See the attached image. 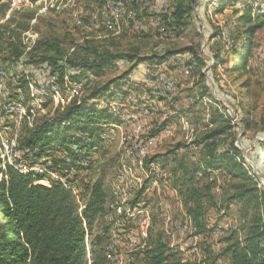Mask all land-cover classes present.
Here are the masks:
<instances>
[{
    "label": "rangeland",
    "instance_id": "1",
    "mask_svg": "<svg viewBox=\"0 0 264 264\" xmlns=\"http://www.w3.org/2000/svg\"><path fill=\"white\" fill-rule=\"evenodd\" d=\"M27 1L21 9L12 8L10 0L0 1V142L16 136L15 163L32 168L42 185L59 182L79 191L83 181H102L111 211L94 228V234L104 236L101 244L94 245V235H88L85 259L92 258L95 248L102 250L106 264L112 255L123 264L138 263L142 249L130 242L142 239L140 230L130 217L115 211L116 202L126 198L129 206L139 205L151 214L147 235L162 230L182 261L196 264H206L204 248L220 252L232 231L242 238V227L255 213L264 219V196H259L264 193V177L250 160L253 142H264L260 134L264 132V0H227L218 11L219 0H196L190 25L178 35L166 30L158 18L170 10L172 0ZM248 11L250 20L242 21ZM43 38L57 40L64 50L57 61L66 71L63 80L50 62L41 60ZM86 39L100 49L128 52L136 47L141 54L161 52L164 46L171 50L191 46L202 64L184 62L196 58L191 52L185 53L183 62L176 58L161 64L142 62L120 87L106 90L103 85L131 63L117 61L100 71L66 64L65 58ZM243 44L247 51L241 65ZM49 79L60 85L57 93L47 88ZM75 96L105 110L113 120L92 124L97 127L96 145L86 148L65 142L62 147L53 142L40 155L28 151L25 141L35 125L52 121ZM22 110L34 115L31 125L24 117L19 119ZM243 118L246 147L241 144L235 158L252 175L258 197L227 200L236 181L221 169L198 173L196 186L213 181L214 204L205 203L207 230L199 233L174 188V159L187 164L198 160L203 145L195 142L203 133L230 124L224 135L237 136L235 127L239 129ZM64 123L73 126L67 135L88 141L87 132L77 128L81 118ZM68 151L78 156L76 162L70 161ZM139 191L142 194L135 197ZM192 235L197 239L190 241ZM211 264L229 260L222 257Z\"/></svg>",
    "mask_w": 264,
    "mask_h": 264
},
{
    "label": "trees",
    "instance_id": "2",
    "mask_svg": "<svg viewBox=\"0 0 264 264\" xmlns=\"http://www.w3.org/2000/svg\"><path fill=\"white\" fill-rule=\"evenodd\" d=\"M195 1L172 0L170 10L166 13L163 11L161 16H158L165 24L166 30L177 35L185 31L190 25L189 17ZM226 1L219 0L216 11ZM249 14L248 11L241 18L242 21H249ZM4 28L8 29V27ZM1 34L0 31V38ZM92 42V39H86L81 45H76L73 54L65 58L66 64L100 71L117 61L131 63L127 71L103 85L106 90L120 87L131 71L142 62L161 64L170 58L182 61L185 53L191 52L196 58H190L191 60H184V62L190 65L202 64V60L195 55L191 46L179 50H171L164 46L165 48L160 47V50H163L161 52L141 54L136 47L128 52L110 51L107 48L100 49L98 46H91ZM8 45L14 44L8 42ZM41 45L44 49L41 60L50 62V65L58 72L60 79L63 80L66 71L62 65L57 63L64 55L60 43L55 39L43 38ZM207 49H210V45ZM246 51L247 45L243 44L239 54L241 65ZM47 52L52 55L47 56ZM215 56V58L218 57L217 54ZM234 100L232 99L231 103ZM75 116L81 118V123L77 124V128L83 133L87 132L86 136L89 138L87 142L79 136L67 135L73 126L72 124L66 125L64 122H68ZM99 121L113 120L105 110H97L93 104H88L86 100L75 96L72 102L65 106L52 121L45 119L36 124L25 144L28 151L37 155L48 149L53 142H57L62 147L66 146L65 142H69L92 148L97 140L95 139L97 127L92 124ZM262 121L264 122V117ZM241 122L239 129L235 127L239 130L236 132L237 136L224 135L230 124L216 126L203 133L195 142L203 145V152L198 160L187 164L182 158L174 159L176 164L171 168L174 188L199 233L207 230L205 203L209 202L211 206L214 204L213 181L202 182L201 185L196 186L195 179L198 173L205 174V172L221 169L229 179L236 181L231 183L232 192L227 195V200L258 197L256 188L252 186V175L243 167L241 160L235 158L239 152V146L242 144L246 147L247 140L243 136L244 118ZM240 132L241 134L238 135ZM260 134L264 135V132ZM251 150H253L250 156L251 163L255 170L264 177V142L262 143L260 139L255 140ZM69 152L67 155L70 156V161L76 162L78 156H73L72 152ZM255 170L254 176L258 177ZM6 175L7 179L0 182V218L2 219L0 222V264H87L85 259L86 235H94L92 241L94 245L101 244V238L104 236L94 234V228L98 221H101L111 211L106 203V190L102 181L99 179L83 181L80 184V190L76 193L59 182H54L50 186L37 183V176L31 173H20L11 165H6ZM142 192H137L135 197L140 196ZM261 195L259 196L263 197L264 193ZM107 228V226L102 228L104 235ZM242 229L244 230L242 238L232 231L225 238L226 244L220 252L215 253L210 248H204L206 258L202 261L211 264L219 258L227 257L229 264H264V219L260 214L255 213ZM140 254L141 257L137 264H196V262L182 261L177 252L169 246L160 229L149 232ZM106 262L101 249H92L91 264H106Z\"/></svg>",
    "mask_w": 264,
    "mask_h": 264
},
{
    "label": "built area",
    "instance_id": "3",
    "mask_svg": "<svg viewBox=\"0 0 264 264\" xmlns=\"http://www.w3.org/2000/svg\"><path fill=\"white\" fill-rule=\"evenodd\" d=\"M27 2H28L27 0H10L11 7L15 8V9L24 8L27 5ZM55 78H56V76H55ZM47 84H48L47 88H50L52 93L58 92L60 85L56 81L49 79ZM21 109H22V106H20L19 111ZM23 117L26 119L28 124H30V125L32 124V122L34 120V115H27L25 113V111H23V113L20 114L19 119L21 120ZM15 155H16V136H14V138H12V140H10V142H5L2 140L0 142V180L1 179H4V180L7 179L6 165H11L13 168H15L20 173H24V174H26V173L32 174L33 173L32 168L28 167L27 165L24 166L21 164H16L15 159H14ZM37 181H38V183H41V181H39V180H37ZM62 184H64V183H62ZM43 185L50 186L51 183L50 184L44 183ZM64 185L67 188L71 189L72 191L78 193V190H76L74 187L68 186L66 184H64ZM114 195H116V193H114ZM138 207H139V205H136L133 207L129 206L128 205V198H126L124 202H121V203H120V201L116 202L115 211L118 214H121V215L123 214V215L130 217L133 220V222L135 223L136 227L139 228L140 233H141L140 237L143 240L138 239V242L135 243V241L131 239L130 243H131L132 247H135V249H138L137 247H140V249H143L145 246L146 238L148 236L147 231H148V228L150 227V224H151V214L148 213L145 210V208L144 209H142V208L138 209ZM189 224H190V222H187V225L189 227H192V226H190L191 224L190 225ZM184 227L186 228V224L184 225ZM195 239H197L196 235H192L190 237V241H194ZM114 248H115L114 244L109 246L105 252V255L109 256L110 252L112 250H114ZM86 252H88V235H86ZM86 259H87V263L91 264V259H90L89 255ZM110 259H111V262L108 264H123V263H120V261H118L116 259V256H114V255H112L110 257Z\"/></svg>",
    "mask_w": 264,
    "mask_h": 264
}]
</instances>
